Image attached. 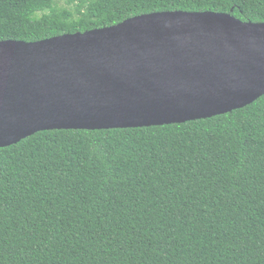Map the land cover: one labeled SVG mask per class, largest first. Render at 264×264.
<instances>
[{"label": "trees", "instance_id": "1", "mask_svg": "<svg viewBox=\"0 0 264 264\" xmlns=\"http://www.w3.org/2000/svg\"><path fill=\"white\" fill-rule=\"evenodd\" d=\"M173 11L264 23V0H0V42ZM0 264H264V96L210 119L0 149Z\"/></svg>", "mask_w": 264, "mask_h": 264}, {"label": "water", "instance_id": "2", "mask_svg": "<svg viewBox=\"0 0 264 264\" xmlns=\"http://www.w3.org/2000/svg\"><path fill=\"white\" fill-rule=\"evenodd\" d=\"M264 96V23L160 12L0 42V149L45 131L184 124Z\"/></svg>", "mask_w": 264, "mask_h": 264}, {"label": "rangeland", "instance_id": "3", "mask_svg": "<svg viewBox=\"0 0 264 264\" xmlns=\"http://www.w3.org/2000/svg\"><path fill=\"white\" fill-rule=\"evenodd\" d=\"M60 7H62V8H65V7L72 8L71 6H68L65 2H62V3L60 4Z\"/></svg>", "mask_w": 264, "mask_h": 264}]
</instances>
